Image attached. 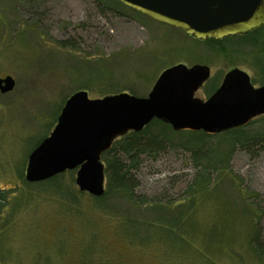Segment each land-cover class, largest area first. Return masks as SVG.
Wrapping results in <instances>:
<instances>
[{"label": "rangeland", "instance_id": "rangeland-1", "mask_svg": "<svg viewBox=\"0 0 264 264\" xmlns=\"http://www.w3.org/2000/svg\"><path fill=\"white\" fill-rule=\"evenodd\" d=\"M242 39L200 40L110 0H0V77L14 80L0 92V264H264V114L207 136L150 125L163 142L138 156L132 199L97 202L75 169L58 191L24 181L27 155L76 90L146 96L179 62L209 66L201 99L233 67L263 84L264 47ZM129 219L136 235L121 228Z\"/></svg>", "mask_w": 264, "mask_h": 264}, {"label": "water", "instance_id": "water-1", "mask_svg": "<svg viewBox=\"0 0 264 264\" xmlns=\"http://www.w3.org/2000/svg\"><path fill=\"white\" fill-rule=\"evenodd\" d=\"M194 38L220 39L264 25V0H116ZM210 68L181 62L164 68L146 96L127 92L91 98L76 90L63 102L56 123L27 155L24 178L41 182L75 169L79 191L104 193L101 154L114 139L142 130L158 119L174 131L211 135L246 125L264 114V83L254 86L249 74L233 67L205 99L194 95ZM10 75L0 77V92L12 89Z\"/></svg>", "mask_w": 264, "mask_h": 264}, {"label": "trees", "instance_id": "trees-1", "mask_svg": "<svg viewBox=\"0 0 264 264\" xmlns=\"http://www.w3.org/2000/svg\"><path fill=\"white\" fill-rule=\"evenodd\" d=\"M114 3L117 4H122L116 0H110ZM261 29H264V25L252 29L248 31L249 33H252L257 35L259 34V31ZM247 33V32H246ZM249 33L247 34H238L237 36L244 37V39L240 40L238 44H245L247 43L251 49H256V50H262V46L264 47V44L262 43V39H259V36L264 37V35H259V36H249ZM229 37V36H227ZM213 41H217L218 39H211ZM227 39V38H226ZM221 40V39H220ZM218 40V41H220ZM261 40V41H260ZM262 48V49H261ZM259 63V62H258ZM264 67L261 65V68ZM107 94H112L111 92ZM107 94H103L107 95ZM157 124L159 125L160 129L159 132L160 134L163 133V128L167 129L169 132H174L171 127L163 123L162 121L158 119H153L151 120L142 130L140 131H129L125 135L116 138L112 146L103 152L101 154V159L104 163V172H105V179H106V186H105V191L102 195L100 196H93V198L99 202L104 200L105 197H108L109 195L116 196V195H122L127 197L128 199H132L133 197V189L135 185L133 184V177H132V171L134 170V167H136V164L138 162V156H140L143 153H148L155 151L160 144H162L163 141H160L159 134H153L152 136L146 135V129L150 125ZM240 127L237 128H232L230 129V132L233 131H238ZM190 134L193 133L194 136H198L199 134H202L204 136H207L208 134L204 133L203 131L199 132H189ZM196 138V137H194ZM236 141H230L233 144L239 143L244 145L247 143V141H241L242 139H235ZM203 142L204 141H187L190 147L194 148L197 151H201L203 148ZM201 144V145H200ZM117 150V151H116ZM122 153V155H119V152ZM205 152V151H204ZM207 153H204V156L201 157V159H206V161L211 162L212 157H209V155H206ZM218 166V165H217ZM62 175V173H59L58 175H55L47 180L41 181V182H36L38 184H50L53 186V188L58 191L60 190V184L58 182L59 177ZM27 182L26 180H24ZM54 190V191H55ZM1 193V191H0ZM161 209V207L159 208ZM162 210V209H161ZM169 224L173 226V223L176 221H172ZM180 220V219H179ZM145 222V221H143ZM140 224V221L138 222L137 220H131L129 219L124 225H122L121 228L124 229L126 233H129L130 236L136 235V230L137 226ZM158 227V226H157ZM168 227V226H165ZM175 227V226H173ZM160 228L163 229V226L160 225ZM258 235V233H255L253 235V238Z\"/></svg>", "mask_w": 264, "mask_h": 264}]
</instances>
